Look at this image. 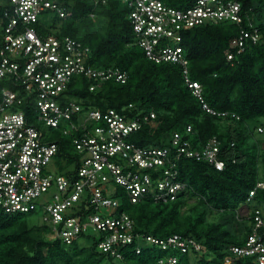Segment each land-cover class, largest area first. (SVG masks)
<instances>
[{
    "label": "built area",
    "instance_id": "2783aa9c",
    "mask_svg": "<svg viewBox=\"0 0 264 264\" xmlns=\"http://www.w3.org/2000/svg\"><path fill=\"white\" fill-rule=\"evenodd\" d=\"M121 1L130 8L136 44L146 57L181 66L188 88L203 108L219 114L206 103L201 83L190 75L182 32L208 22H246L253 31L242 30L231 44L241 54L249 39L254 43L259 39L252 8L244 10L241 0H194L187 8L172 7L162 0ZM46 11L62 18L71 15L59 0H0V209L8 214L38 213L51 226L52 237L68 245L97 233L98 249L118 259L123 258L122 247L135 241L182 253L202 252L201 243L179 233L162 239L135 232L131 216L114 212L119 201L113 187L122 186L133 203L176 201L187 190L180 180V159L225 169L220 139L214 136L196 148L187 136L192 133L189 127L187 133L175 132L169 147H139L130 137L152 122L154 113L133 117L116 109H83L66 93L76 76L93 80L94 90L107 81L124 83L129 73L116 66H92L88 63L91 48L76 38L37 33L34 24ZM235 56L229 52L227 60ZM28 96L35 123L21 108ZM36 123L73 133V144L81 155L78 168H71L75 173L58 172L54 160L59 144L49 141ZM257 131L264 134V127ZM52 163L57 169L54 172ZM259 188H264V182L251 190L248 203ZM247 212L244 216L238 211L240 217L251 218L250 232L243 244L229 247L224 264H264V211L255 207ZM136 249L137 253L142 250L139 244ZM178 261L171 255L159 264Z\"/></svg>",
    "mask_w": 264,
    "mask_h": 264
},
{
    "label": "trees",
    "instance_id": "16d2710c",
    "mask_svg": "<svg viewBox=\"0 0 264 264\" xmlns=\"http://www.w3.org/2000/svg\"><path fill=\"white\" fill-rule=\"evenodd\" d=\"M59 1L71 15L62 18L56 12H44L34 24L37 33L76 38L91 48L88 63L92 66H116L129 73L124 83L107 81L94 90L93 80L76 76L66 91L71 99L85 110L116 109L133 117L154 113L152 122L130 137L139 147H169L173 134L187 133L189 127L192 133L187 136L196 148L217 136L226 167L219 171L206 162L180 159V180L187 190L169 203L151 199L133 203L122 186L113 187L119 201L114 212L131 216L135 232L162 239L179 233L201 243L202 252L182 253L135 241L122 247L123 258L118 259L98 249L97 233L68 245L53 238L51 226L42 219L32 222L31 217L38 213L8 214L0 209V264H159L171 255L178 257L177 264H224L229 247L243 244L251 229V218L240 217L236 211L247 202L251 190L264 182V134L257 131L264 127V0H241L244 10L252 8L251 18L259 30L258 41L249 39L241 54L231 44L242 30L253 31L246 22H208L182 32L181 45L192 79L201 83L209 107L226 115L203 108L188 88L181 66L146 57L136 44L127 4L121 0ZM162 1L176 8L194 2ZM229 52L236 54L232 61L227 60ZM21 108L32 119L29 96ZM51 129L55 138L48 140L59 144L54 163L59 173L70 176L81 160L73 133ZM252 202L264 211V188L256 191Z\"/></svg>",
    "mask_w": 264,
    "mask_h": 264
},
{
    "label": "rangeland",
    "instance_id": "374dc122",
    "mask_svg": "<svg viewBox=\"0 0 264 264\" xmlns=\"http://www.w3.org/2000/svg\"><path fill=\"white\" fill-rule=\"evenodd\" d=\"M40 130L45 134V137L47 139L55 138V132L51 128L45 126L44 124H40ZM50 167H51V170H52L51 172H54V170L56 169L55 164L52 163L50 165ZM191 202H195V199H192ZM255 207H256V204L254 202H252V203L251 202H249V203L248 202H243V203H241L239 205L238 210L236 212L239 211L242 215L246 216L248 214L247 211L249 209L252 210ZM31 220H32V222H39V220H41V216L39 214H36L34 217H31Z\"/></svg>",
    "mask_w": 264,
    "mask_h": 264
}]
</instances>
